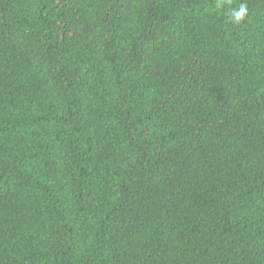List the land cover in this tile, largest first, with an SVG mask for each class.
<instances>
[{
    "label": "trees",
    "instance_id": "16d2710c",
    "mask_svg": "<svg viewBox=\"0 0 264 264\" xmlns=\"http://www.w3.org/2000/svg\"><path fill=\"white\" fill-rule=\"evenodd\" d=\"M0 264H264V0H0Z\"/></svg>",
    "mask_w": 264,
    "mask_h": 264
},
{
    "label": "clouds",
    "instance_id": "9594fccd",
    "mask_svg": "<svg viewBox=\"0 0 264 264\" xmlns=\"http://www.w3.org/2000/svg\"><path fill=\"white\" fill-rule=\"evenodd\" d=\"M248 9L246 4H241L239 9H233L231 11V16L234 18V22L239 23L240 21H242L245 16L247 15Z\"/></svg>",
    "mask_w": 264,
    "mask_h": 264
}]
</instances>
